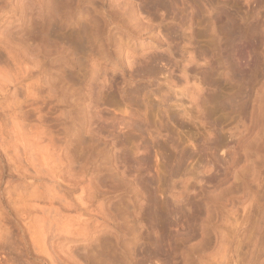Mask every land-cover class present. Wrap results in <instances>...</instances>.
<instances>
[{"label": "rangeland", "instance_id": "obj_1", "mask_svg": "<svg viewBox=\"0 0 264 264\" xmlns=\"http://www.w3.org/2000/svg\"><path fill=\"white\" fill-rule=\"evenodd\" d=\"M0 264H264V0H0Z\"/></svg>", "mask_w": 264, "mask_h": 264}]
</instances>
